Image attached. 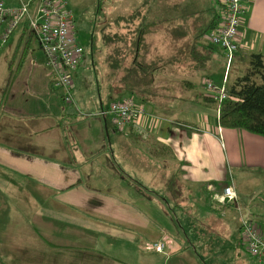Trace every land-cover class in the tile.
Segmentation results:
<instances>
[{"label": "crops", "instance_id": "1", "mask_svg": "<svg viewBox=\"0 0 264 264\" xmlns=\"http://www.w3.org/2000/svg\"><path fill=\"white\" fill-rule=\"evenodd\" d=\"M241 2L246 12L229 81L245 73L252 55L264 65V0ZM177 7L170 29L185 12L202 10ZM17 31L0 49V264H70L50 248L89 251L104 264H259L244 249L235 207L264 230L263 137L221 128L214 104L200 97L178 119L157 114L154 98L143 102L114 85L117 101L133 98L145 111L124 130L127 140L119 138L100 97L81 104L75 88L73 103L63 104L38 42ZM200 44L208 45L204 38ZM18 47L24 60L10 68ZM216 56L224 63L221 51L212 61ZM212 61L201 84L212 80ZM81 64L72 74L76 87L86 82ZM230 187L237 204L224 196ZM158 241L162 254L152 249Z\"/></svg>", "mask_w": 264, "mask_h": 264}, {"label": "trees", "instance_id": "2", "mask_svg": "<svg viewBox=\"0 0 264 264\" xmlns=\"http://www.w3.org/2000/svg\"><path fill=\"white\" fill-rule=\"evenodd\" d=\"M143 1L146 3V0ZM216 4L220 11L218 0ZM218 9L213 7L202 9L199 12L193 10L185 12L178 27L173 29L164 28L165 39L162 51L153 47V50L148 52L143 39V35L148 30L155 28L154 22L139 23L135 31L132 32L130 46L124 53L118 48L119 43L126 46L127 42L124 37L122 38L121 35L117 34H102L103 43L113 45V49L109 56L106 57L105 63L111 75L121 72V76L117 81L118 86L115 89L128 92L144 102L156 96L153 91L155 92L156 90L155 73L157 71L167 67L171 71L185 72L187 75L206 71L207 64L212 61L213 54H218L220 51L213 46L199 45V42L205 34L214 30L218 25ZM138 19L139 14L136 16L133 14L126 18V22L134 24ZM184 32H192L196 36L190 39L179 37ZM24 55L25 50L20 53L18 47L10 60L9 67L13 68L16 62L21 64L24 60ZM128 58L130 59V64L128 67H124ZM181 84L189 83L185 81ZM227 93L228 100L220 105L206 99L207 103L214 104L216 109L219 110V126L225 129L242 130L264 138V65L260 55H252L249 68L245 73L229 81ZM63 104L67 105L64 101ZM50 249L70 256V264H78V262L79 264H104L103 256L91 254L89 251L66 248Z\"/></svg>", "mask_w": 264, "mask_h": 264}, {"label": "built area", "instance_id": "3", "mask_svg": "<svg viewBox=\"0 0 264 264\" xmlns=\"http://www.w3.org/2000/svg\"><path fill=\"white\" fill-rule=\"evenodd\" d=\"M219 22L203 36L208 45L218 48L223 55L225 75L223 85L216 87L212 80L203 78L202 85L217 105L228 100L227 81L231 64L239 51V39L245 8L241 0H218ZM18 29L25 38L34 37L45 57V65L53 78V87L61 90L66 104L73 103L72 74L83 59L84 50L77 40L74 15L67 0H0V49ZM105 112V111H103ZM106 113L112 117L116 131L137 124L145 111L133 98L110 104ZM104 114V113H103ZM219 116V110L217 109ZM227 201L237 204L233 187L224 190ZM241 215V237L245 251L259 264H264V230L253 223L248 214L235 207ZM152 249L164 253L165 243L158 241Z\"/></svg>", "mask_w": 264, "mask_h": 264}, {"label": "rangeland", "instance_id": "4", "mask_svg": "<svg viewBox=\"0 0 264 264\" xmlns=\"http://www.w3.org/2000/svg\"><path fill=\"white\" fill-rule=\"evenodd\" d=\"M171 1L175 0H146V3H144L143 0H67L69 8L73 11L75 16L78 43L84 50L83 63L80 68L83 71L84 80L86 82L85 84H81L78 79L77 87L76 83L73 82V90L75 88L77 89V95L80 96L81 104L88 101L98 104L100 97L103 104L109 107L113 101L118 100V94L113 93L111 86H118L117 81L121 76V72L112 75L113 78L107 79V75L110 74V71L105 63V59L111 53L113 45H106L103 43L101 39L102 34H117L121 35L122 38L124 37L127 42L126 46H123L122 43L118 44V48L124 53L130 46L132 32L135 31L139 23L154 22L156 25L155 28L148 30L147 33L143 35V39L148 52L149 50H153V47L162 51L165 39L164 28H170L175 24L170 21L171 13H175L171 8L173 5L180 7L181 11L185 9L188 10V7L200 10L209 5L217 9L215 0H205L206 4L200 0L199 2H191L192 0H179L180 2ZM133 14L134 16L139 14V19L136 20L134 24L127 23L126 18ZM17 34L18 31L13 35L9 44L12 45L15 42ZM34 48V57L38 59L42 58L40 49H38L39 47L37 48L35 44ZM2 63L3 61L0 55V64ZM129 64L130 59L128 58L125 62V66H122L128 67ZM211 65H215L216 69L210 77L214 85L220 87L222 86L225 64L216 56ZM203 75H205L203 72L187 75L185 72L171 71L168 67L157 71L155 73L156 90L155 92L153 91V93H156L153 99L155 100L154 103L158 104H156L158 107L156 111L157 114L158 112L161 114L163 113L167 117L176 115L178 119H185L187 116L182 115L184 112H181L184 111L181 110V107L185 104L194 103L195 100L200 98L202 103L208 104L206 102L207 98L202 97L204 94H208L200 83L202 79L201 76ZM229 78L230 75L228 76V83ZM185 81L191 84H181ZM50 82L51 85L54 84V80L51 76ZM188 99H192L193 101H189ZM169 107H172L173 110L170 111ZM81 113L82 112H80V114ZM181 129L188 131L182 127ZM123 133L124 130L116 131L117 137L127 140L123 137ZM128 142L130 141L128 140ZM256 172V170H253V174L257 175L258 173ZM241 177V174H236L234 176V181L242 185L243 180ZM248 189H250V187H248Z\"/></svg>", "mask_w": 264, "mask_h": 264}, {"label": "bare ground", "instance_id": "5", "mask_svg": "<svg viewBox=\"0 0 264 264\" xmlns=\"http://www.w3.org/2000/svg\"><path fill=\"white\" fill-rule=\"evenodd\" d=\"M84 58V57H83Z\"/></svg>", "mask_w": 264, "mask_h": 264}]
</instances>
